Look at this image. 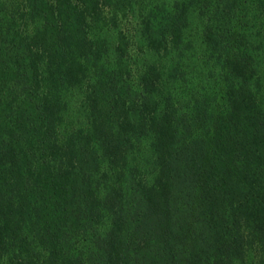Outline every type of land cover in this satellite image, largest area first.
<instances>
[{
    "label": "trees",
    "instance_id": "trees-1",
    "mask_svg": "<svg viewBox=\"0 0 264 264\" xmlns=\"http://www.w3.org/2000/svg\"><path fill=\"white\" fill-rule=\"evenodd\" d=\"M194 42L183 105L161 63ZM0 264H264V0H0Z\"/></svg>",
    "mask_w": 264,
    "mask_h": 264
},
{
    "label": "rangeland",
    "instance_id": "rangeland-1",
    "mask_svg": "<svg viewBox=\"0 0 264 264\" xmlns=\"http://www.w3.org/2000/svg\"><path fill=\"white\" fill-rule=\"evenodd\" d=\"M124 26L129 27L128 22H123ZM199 43V42H198ZM145 44L142 39L136 37L133 40L132 44L130 45L129 52L131 54L130 60L128 63H124L128 66V80L130 87L133 86V93L131 96L136 94L135 86L137 82V76L141 69L147 68L148 66V52L144 51ZM208 54L205 50L199 47L196 42L191 45V49L186 51L184 54L177 53L176 55L169 58L167 60H163L161 63L166 68H175L179 67L178 74L176 75L175 79H170V86L174 90H177L181 95H183V99H181V103L183 105H187L189 99L193 98V91L195 89L203 90L202 87H208V82L212 81L210 74L208 72V68L210 67L206 64L205 59H207ZM131 70V71H130ZM85 96V92L82 89L74 90V94L71 97L70 108L66 115L64 129L68 131H80L84 127V129L88 125V111L83 105ZM149 139H135V147H134V154L129 156L130 163L134 161H139L141 163V170L140 172L143 173H151L154 166L149 161ZM148 161L147 165H143L142 163ZM97 180H99L97 178ZM105 180L101 179V182ZM90 235H82L80 239H89L91 238Z\"/></svg>",
    "mask_w": 264,
    "mask_h": 264
}]
</instances>
